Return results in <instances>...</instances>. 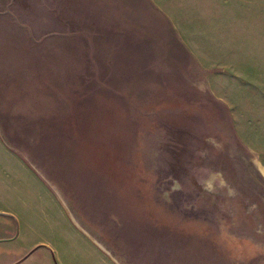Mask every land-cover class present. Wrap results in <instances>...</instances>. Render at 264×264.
<instances>
[{
	"label": "rangeland",
	"instance_id": "rangeland-1",
	"mask_svg": "<svg viewBox=\"0 0 264 264\" xmlns=\"http://www.w3.org/2000/svg\"><path fill=\"white\" fill-rule=\"evenodd\" d=\"M226 1L0 0V136L126 264H264V17ZM237 44L234 115L200 74ZM0 164L23 213L59 209Z\"/></svg>",
	"mask_w": 264,
	"mask_h": 264
},
{
	"label": "crops",
	"instance_id": "crops-1",
	"mask_svg": "<svg viewBox=\"0 0 264 264\" xmlns=\"http://www.w3.org/2000/svg\"><path fill=\"white\" fill-rule=\"evenodd\" d=\"M226 2L235 11L237 19L238 14L242 17L247 10L261 12L264 17V0H227ZM234 41L239 43L242 40L235 39ZM247 48L248 45L238 47V44L237 47H232L225 58V72L217 73L216 67L210 66L204 60L202 63L206 71H203L204 76L200 74L201 82L207 85L206 88L216 99L224 101L228 107L231 106L230 109L234 115H237L234 110V101L241 102L238 101L241 99L244 102L248 99L240 91L249 88L251 83L259 80L255 77L259 74L258 71L249 68L251 59L246 52ZM258 63L256 61V64ZM256 64L253 60L252 65ZM261 78L264 80V76ZM202 90L205 89L202 88ZM222 91H225V94ZM1 99H4L3 87H1ZM3 101H0V105L5 104ZM0 137L3 138L5 145L0 147V151L5 150L13 154L22 172L28 171L33 174L35 178L32 179L38 188H41L52 200L54 206L59 208L55 213H23L18 203L22 201V193H25L24 184L23 188L20 184H13L15 179L19 180L23 174L18 169L13 174L12 183L9 184L10 168L8 165L0 164V264H90L84 255L86 252L92 254L91 259L99 264H126L121 257H110L106 254L105 248L107 253L113 255V252L97 238H95L96 242L91 237H94V234L83 223H78L81 228L75 223L61 201L57 190L59 188L56 187L54 190L46 181L39 179L36 173L31 171L26 161L24 162L18 155V151L9 147L3 131ZM259 171L264 175L260 166ZM10 192H12L13 203L10 200Z\"/></svg>",
	"mask_w": 264,
	"mask_h": 264
}]
</instances>
